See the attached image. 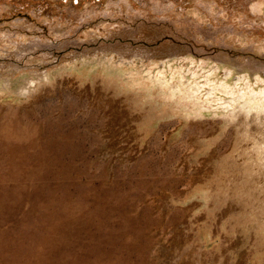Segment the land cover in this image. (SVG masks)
<instances>
[{
	"label": "rangeland",
	"instance_id": "374dc122",
	"mask_svg": "<svg viewBox=\"0 0 264 264\" xmlns=\"http://www.w3.org/2000/svg\"><path fill=\"white\" fill-rule=\"evenodd\" d=\"M0 264H264V0H0Z\"/></svg>",
	"mask_w": 264,
	"mask_h": 264
}]
</instances>
